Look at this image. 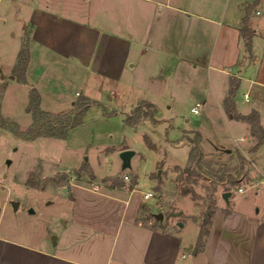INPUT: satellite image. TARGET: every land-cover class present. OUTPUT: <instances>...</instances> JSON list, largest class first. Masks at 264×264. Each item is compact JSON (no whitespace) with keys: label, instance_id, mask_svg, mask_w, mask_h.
<instances>
[{"label":"crops","instance_id":"1","mask_svg":"<svg viewBox=\"0 0 264 264\" xmlns=\"http://www.w3.org/2000/svg\"><path fill=\"white\" fill-rule=\"evenodd\" d=\"M80 2L76 6L72 0L69 3L37 0L28 17L15 19V24L19 20L21 24L14 33L17 55L26 27L30 38L26 83L17 85L25 88L26 93L35 88L40 98L45 94L56 97L55 89L45 84L46 70L39 67L33 73L34 57L40 66L58 57L72 67L70 73L78 76L79 81L78 72H86L87 78H94L102 85L118 82L141 63L155 59L172 60L176 69L187 68V73L190 68L192 76L202 63L206 65L209 87L205 92L199 90L202 92L201 101L196 102L199 111L202 106L205 119L214 120L220 127L215 130V136L227 146L228 153L238 150L244 155L251 150L256 170L264 172V143L254 148L257 140L251 135L249 124L227 114L223 105L229 80L236 78L234 110L243 115L255 110L264 129L261 11L249 24L250 54L239 35L244 8L252 0ZM0 20L5 25L6 19ZM147 45L151 54L140 58L137 49L142 46L145 49ZM16 59L9 68L10 74ZM87 78L82 79L83 87ZM10 79L15 80V76ZM77 93L90 99L83 90L75 91V96ZM212 115L216 118L212 119ZM66 189L69 233L63 241L48 245L45 238L29 243L0 235V264H264V215L235 206L227 213L216 208L203 250L193 255L199 226L192 238L184 237V224L174 231L154 227L147 218L140 217L146 192L139 193L135 186L101 188L92 183L70 182Z\"/></svg>","mask_w":264,"mask_h":264},{"label":"rangeland","instance_id":"2","mask_svg":"<svg viewBox=\"0 0 264 264\" xmlns=\"http://www.w3.org/2000/svg\"><path fill=\"white\" fill-rule=\"evenodd\" d=\"M36 1L0 0V18L6 19L5 25L0 22V111L15 121L21 131L32 123V114L27 111L29 92L17 85L23 82L10 79L13 75L9 68L18 47L14 33L21 25L20 20L16 24L14 21L28 17ZM72 1L81 5L80 0ZM263 5L264 0H260L251 9L249 24L257 17L256 11H261L260 18L264 19ZM29 39L26 27L20 49L26 46L29 51ZM137 51L140 58L152 52L148 45ZM46 63L40 66L34 57L33 73L39 67L46 70L45 84L55 89L56 97L45 94L40 98L39 109L67 112L83 96H75V91L81 90L90 97V107L81 123L71 128L64 139L25 140L0 128V235L29 243L45 238L48 245L63 241L69 233L68 190L63 189L70 182L92 183L101 188L122 184L135 186L139 193L152 192L153 197L144 200L145 210L140 217L168 231L181 228L180 222L184 224L182 232L186 238L197 234L205 211L211 208L227 211L235 206L264 215V172L256 170L253 152L228 153L227 146L215 136L220 127L214 120L205 119L202 106L197 114L191 111L209 87L206 65L201 63L192 76L190 68L187 73V68L176 69L172 60L155 59L141 63L118 82L102 85L87 78L86 72H78L79 81L78 76L70 73L72 67L58 57ZM84 77L86 87L82 83ZM149 100L155 105L153 117L159 122L153 124L149 118H143L136 125L128 124L126 116L139 103ZM198 130L204 134V139L202 134L200 138L204 155L200 170L188 163V139ZM220 130L222 133L223 128ZM127 149L133 150L134 155L130 167L122 168L119 154ZM124 175L128 181L123 179ZM223 175H233L237 181L226 178L221 182ZM224 193H229L226 199ZM13 203H18L17 209ZM29 209L33 212L29 213ZM178 211L180 215L175 216ZM157 213L163 215L162 219L154 216Z\"/></svg>","mask_w":264,"mask_h":264},{"label":"trees","instance_id":"3","mask_svg":"<svg viewBox=\"0 0 264 264\" xmlns=\"http://www.w3.org/2000/svg\"><path fill=\"white\" fill-rule=\"evenodd\" d=\"M260 0H253L252 3L248 4L245 8V14L242 18V24L239 28V35L243 38L245 47L250 54L252 30L249 26V14L251 9L256 6ZM29 60V51L26 46H23L17 55L16 63L13 67L12 74L15 76L18 82H26V67ZM238 86V80L236 78H230L228 85V92L223 101L224 110L227 114L233 116L237 120L246 121L250 126V133L257 140L254 148L264 143V129L260 125L258 112L252 110L248 114H239L234 110L233 97ZM29 104L27 106V111L32 114V123L29 127L21 131L19 125L6 117H4L0 111V128L13 133L25 140H34L38 137L46 138H58L64 139L68 131L81 123L82 117L86 110L90 107L89 99L87 97H80L75 103L74 107L64 113H52L39 109L40 96L35 88H31L28 93ZM143 107H145L143 109ZM148 109L151 110L148 112ZM155 108L152 103L143 101L139 103L130 114L126 116V122L128 124L136 125L143 118H149L153 124H157L159 121L154 119L153 115L155 113ZM111 114H114L111 113ZM109 114V115H111ZM201 135L199 132L194 133L192 139H188L190 144V150L188 153V163L192 164L196 169L202 168L203 152L200 147ZM226 178L230 179L231 182L237 181V177L233 175H223L220 177V181L223 182ZM113 184L112 186H114ZM122 185V184H118ZM145 207L142 206L143 210ZM145 210V209H144ZM216 208H211L205 211L202 221L199 223V231L195 245L193 246L192 253L197 255L203 250L206 236L209 233V228L211 225V218L215 212ZM227 213V211H224Z\"/></svg>","mask_w":264,"mask_h":264},{"label":"water","instance_id":"4","mask_svg":"<svg viewBox=\"0 0 264 264\" xmlns=\"http://www.w3.org/2000/svg\"><path fill=\"white\" fill-rule=\"evenodd\" d=\"M11 78H13V76H11ZM133 155H134V151H133V150H129V149H127V150H123V151L119 154V157H120L121 162H122V168H128V167H130V159H131V157H132ZM85 159H86V158H85ZM7 162H9V161H7ZM63 190L66 192L67 189L64 188ZM228 196H229V193H224V194H223V198H224V199H226ZM17 207H18V203H13V208H14V209H17ZM28 212H29V213H32L33 210H32V209H29ZM180 213H181L180 211L176 212V213H175V216H179ZM154 216H155L157 219H162V216H163V215H162L161 213H157V214H154ZM178 225H179L180 227L183 226V224L180 223V222H178Z\"/></svg>","mask_w":264,"mask_h":264},{"label":"built area","instance_id":"5","mask_svg":"<svg viewBox=\"0 0 264 264\" xmlns=\"http://www.w3.org/2000/svg\"><path fill=\"white\" fill-rule=\"evenodd\" d=\"M256 14H259V11H256ZM245 96H246V94L244 95V97H245ZM199 108H200V105H199L198 103H196V104L192 107L191 110L193 111V113H198V112H199ZM123 179L126 180V181L129 180L128 176H126V175H124ZM239 191H242V189L239 188ZM151 197H153V193H152V192H146V193L143 194V199H144V200H147V199H149V198H151Z\"/></svg>","mask_w":264,"mask_h":264}]
</instances>
